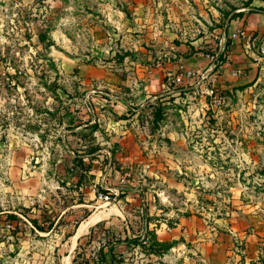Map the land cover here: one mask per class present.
<instances>
[{"label":"rangeland","instance_id":"obj_1","mask_svg":"<svg viewBox=\"0 0 264 264\" xmlns=\"http://www.w3.org/2000/svg\"><path fill=\"white\" fill-rule=\"evenodd\" d=\"M254 214L264 0H0V264H208L188 221Z\"/></svg>","mask_w":264,"mask_h":264},{"label":"crops","instance_id":"obj_2","mask_svg":"<svg viewBox=\"0 0 264 264\" xmlns=\"http://www.w3.org/2000/svg\"><path fill=\"white\" fill-rule=\"evenodd\" d=\"M256 216L249 215L246 224L243 220H233V217L230 222L228 219L224 221L219 219L217 224L219 228L216 230L209 228L204 218L198 219L200 222L196 220L197 223H192L194 221L192 219L191 222L188 221V229L184 235L188 239L202 238L199 249L202 258L208 264H230L232 258L236 262L241 259L245 264H255V261L257 264H264V261H261V257L264 258V219ZM247 226L251 229L249 230ZM80 230L77 237L81 234ZM240 244H244L243 251L246 254L244 256L234 250Z\"/></svg>","mask_w":264,"mask_h":264},{"label":"trees","instance_id":"obj_3","mask_svg":"<svg viewBox=\"0 0 264 264\" xmlns=\"http://www.w3.org/2000/svg\"><path fill=\"white\" fill-rule=\"evenodd\" d=\"M161 115H162V112L160 111V109H158L156 113V120H160ZM78 156H76V158ZM81 159L79 162L83 161V159L82 160ZM7 216L10 218H18V216H16L15 214H8ZM32 221L36 228H38L41 231H45V226L41 225L38 219L34 218L32 219ZM136 241L138 240L136 239ZM99 252H100V256H99L98 264H115L114 259H115L116 254H115V250L113 246H109L107 248L105 246H102Z\"/></svg>","mask_w":264,"mask_h":264},{"label":"built area","instance_id":"obj_4","mask_svg":"<svg viewBox=\"0 0 264 264\" xmlns=\"http://www.w3.org/2000/svg\"><path fill=\"white\" fill-rule=\"evenodd\" d=\"M237 34H238V33H234L233 35L236 36ZM109 197H110L109 195H104V196L101 195V198L109 199Z\"/></svg>","mask_w":264,"mask_h":264},{"label":"bare ground","instance_id":"obj_5","mask_svg":"<svg viewBox=\"0 0 264 264\" xmlns=\"http://www.w3.org/2000/svg\"><path fill=\"white\" fill-rule=\"evenodd\" d=\"M83 230V229H82ZM80 232H81V230H80Z\"/></svg>","mask_w":264,"mask_h":264}]
</instances>
